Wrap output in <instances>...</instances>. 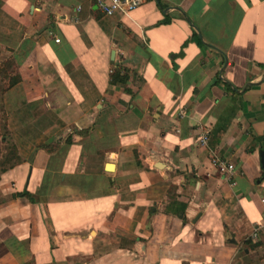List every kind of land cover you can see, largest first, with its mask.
Returning a JSON list of instances; mask_svg holds the SVG:
<instances>
[{
    "label": "crops",
    "instance_id": "1",
    "mask_svg": "<svg viewBox=\"0 0 264 264\" xmlns=\"http://www.w3.org/2000/svg\"><path fill=\"white\" fill-rule=\"evenodd\" d=\"M4 63L0 264H264V0H0Z\"/></svg>",
    "mask_w": 264,
    "mask_h": 264
},
{
    "label": "built area",
    "instance_id": "2",
    "mask_svg": "<svg viewBox=\"0 0 264 264\" xmlns=\"http://www.w3.org/2000/svg\"><path fill=\"white\" fill-rule=\"evenodd\" d=\"M143 0H92L95 10L100 13L103 17H110L114 14H120L123 16L128 15L132 10H134ZM78 9V8H76ZM54 42L57 43L58 39H54ZM111 74V70L108 71ZM209 128L204 127L199 129L198 132L194 135L195 144L199 147H204L206 145ZM212 164H222L218 159H214ZM232 170V165L227 164L223 172H229ZM264 231V219H262L259 225L252 227L251 232L248 237L250 239H256L260 233Z\"/></svg>",
    "mask_w": 264,
    "mask_h": 264
},
{
    "label": "trees",
    "instance_id": "3",
    "mask_svg": "<svg viewBox=\"0 0 264 264\" xmlns=\"http://www.w3.org/2000/svg\"><path fill=\"white\" fill-rule=\"evenodd\" d=\"M201 44V42H198ZM4 70H9V63H4L3 67L0 69V75L2 77L5 76ZM126 76H119L117 70L114 69L113 73L111 74V83H117V84H124L126 82ZM17 82V78H10L7 83V87H11ZM3 91V89H2ZM0 91V93L2 92ZM3 117V116H2ZM9 142L8 140V132L5 127L4 117H3V126H2V134H0V146L2 144H5L6 142ZM16 161H18V158L15 153L14 147L9 142V152L8 156L4 158V160L0 163V173L3 172L6 168L14 164Z\"/></svg>",
    "mask_w": 264,
    "mask_h": 264
},
{
    "label": "rangeland",
    "instance_id": "4",
    "mask_svg": "<svg viewBox=\"0 0 264 264\" xmlns=\"http://www.w3.org/2000/svg\"><path fill=\"white\" fill-rule=\"evenodd\" d=\"M0 78L2 76L0 75ZM6 86V83H0V91H2L3 87ZM2 126H3V117L0 113V134H2ZM9 152V142L7 141L5 144L0 146V163L4 160L6 156H8Z\"/></svg>",
    "mask_w": 264,
    "mask_h": 264
},
{
    "label": "water",
    "instance_id": "5",
    "mask_svg": "<svg viewBox=\"0 0 264 264\" xmlns=\"http://www.w3.org/2000/svg\"><path fill=\"white\" fill-rule=\"evenodd\" d=\"M155 2H156V0H155ZM260 155H261V157H262V154L260 153Z\"/></svg>",
    "mask_w": 264,
    "mask_h": 264
}]
</instances>
